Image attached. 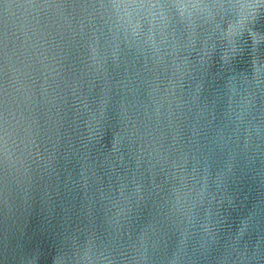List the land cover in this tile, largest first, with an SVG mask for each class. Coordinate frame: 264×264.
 I'll list each match as a JSON object with an SVG mask.
<instances>
[{
  "label": "water",
  "instance_id": "95a60500",
  "mask_svg": "<svg viewBox=\"0 0 264 264\" xmlns=\"http://www.w3.org/2000/svg\"><path fill=\"white\" fill-rule=\"evenodd\" d=\"M0 264H264V0H0Z\"/></svg>",
  "mask_w": 264,
  "mask_h": 264
}]
</instances>
